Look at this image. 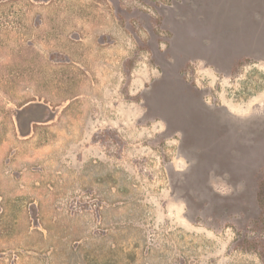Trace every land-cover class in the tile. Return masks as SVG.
<instances>
[{
	"label": "rangeland",
	"instance_id": "obj_1",
	"mask_svg": "<svg viewBox=\"0 0 264 264\" xmlns=\"http://www.w3.org/2000/svg\"><path fill=\"white\" fill-rule=\"evenodd\" d=\"M0 264H264V0H0Z\"/></svg>",
	"mask_w": 264,
	"mask_h": 264
},
{
	"label": "crops",
	"instance_id": "obj_2",
	"mask_svg": "<svg viewBox=\"0 0 264 264\" xmlns=\"http://www.w3.org/2000/svg\"><path fill=\"white\" fill-rule=\"evenodd\" d=\"M201 19V20H200ZM199 22L197 21H191V22H183L178 23L177 25L179 27L183 26L182 28H177L175 30V33L173 34L175 43H184L188 45L187 47H180V48H196V49H203V48H225L224 46H212L210 44L212 43H248L257 41V32L251 31L250 33L241 34L237 31H232L229 27L233 24V21L231 18H227L228 21L226 22L225 19H221V21H213L212 23L200 18ZM251 21L247 22V24H251L252 26L257 27L258 21H257V15L254 13L251 15ZM217 25L221 26L219 30L215 31H205L200 28H194L189 26H206V25ZM228 27L227 29L223 30L222 27ZM259 40H262L261 36Z\"/></svg>",
	"mask_w": 264,
	"mask_h": 264
}]
</instances>
